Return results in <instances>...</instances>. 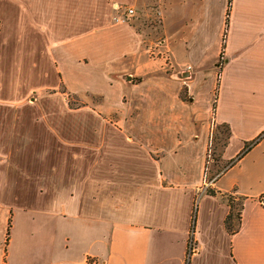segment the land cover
Segmentation results:
<instances>
[{"label": "crops", "instance_id": "crops-1", "mask_svg": "<svg viewBox=\"0 0 264 264\" xmlns=\"http://www.w3.org/2000/svg\"><path fill=\"white\" fill-rule=\"evenodd\" d=\"M59 86L83 105L58 110ZM88 258L264 264V0H0V264Z\"/></svg>", "mask_w": 264, "mask_h": 264}, {"label": "rangeland", "instance_id": "rangeland-1", "mask_svg": "<svg viewBox=\"0 0 264 264\" xmlns=\"http://www.w3.org/2000/svg\"><path fill=\"white\" fill-rule=\"evenodd\" d=\"M153 24H156V23L153 22ZM153 24L148 25V26H151L153 28V29L150 28L151 33H152V36L150 37L151 38L150 40H158L160 38V34H159V31H158V28H156V25H153ZM158 47H159V44L151 45V50L150 51L151 52L153 51L155 54H157V52H158L157 48ZM154 48H156L155 51H154ZM116 78H118V77H116ZM186 79H187V77H186ZM137 81H138V79H137ZM58 92H59V94H57V96H55V97H52V96L49 95V98L52 97L51 99L54 101L53 103H56L58 110L59 109L60 110L64 109V111L66 113H69L68 110H67V104L72 106V107L76 106L77 104L83 105V103L80 102V99L77 96H72V95H69L68 93H65L62 86L58 87ZM60 92H62V94ZM34 97H35V93L32 94V98H34ZM91 97H92L93 102H95V103H97L98 100L101 98L98 94H92ZM49 98H44V99H49ZM124 100H125V97H124ZM212 109H213V107H212ZM211 112H212V110H211ZM71 113H74V112H71ZM82 114H85L87 116H89V115L90 116L102 115L104 117H107L104 114H102L101 112H99L98 109L93 108V107L87 108L86 112H84V113L83 112H79V111L75 112V115H82ZM116 115H117L116 112H112L110 115H108V118L109 119L111 118V119H110L109 122H107V125H111V126H115L116 127L115 124H112V122H113L112 119H114L116 117ZM215 129L216 130H215L214 136L212 138V143L208 146V150L206 152V161L207 162L205 163V166H204L203 179H205V177H207L206 173H207V168L210 166L209 162L211 163L210 159H212L214 161L218 159L219 150H220V148L222 146L221 145L222 144V138L225 135L224 129L222 127L220 128V126H219V127H216ZM262 136H260L257 140L248 142V144H249L248 148L244 149L239 154V156L234 159V161L237 162V164H235L233 166V168H232L233 171H236L240 166H243V165L247 166V164L252 159H254V157H256V155H258V153L260 151H262V147H258V146L254 147L253 149H251L255 145V143ZM217 138H219V140H217ZM207 155H210V157L208 158ZM65 159H66V157H65ZM230 164H232V162ZM196 207H197V201L195 202V208ZM195 213H196V210H195Z\"/></svg>", "mask_w": 264, "mask_h": 264}, {"label": "trees", "instance_id": "trees-1", "mask_svg": "<svg viewBox=\"0 0 264 264\" xmlns=\"http://www.w3.org/2000/svg\"><path fill=\"white\" fill-rule=\"evenodd\" d=\"M227 19H228V17H226V23H227ZM219 62H221V61H219ZM219 62H218V65L220 64ZM221 127L222 126H220V128ZM222 128L224 129V127H222ZM225 139H226V134L222 138V144L221 145H223V143L225 142ZM217 140H219V138H217ZM248 146H249V144L247 143L245 145L244 149L248 148ZM209 192L213 194V191H209ZM223 199L229 208L228 213H227L225 220H224V224H225L226 229L229 232H234L237 230V228L239 227V224H240V215H241V206H242L243 197L227 194V195H223ZM194 222H195V209L193 210V213H192L191 232L194 229ZM6 236L8 237V232H7ZM191 238H192V235H191ZM86 264H97V263L94 262L93 259L88 258Z\"/></svg>", "mask_w": 264, "mask_h": 264}, {"label": "built area", "instance_id": "built-area-1", "mask_svg": "<svg viewBox=\"0 0 264 264\" xmlns=\"http://www.w3.org/2000/svg\"><path fill=\"white\" fill-rule=\"evenodd\" d=\"M134 13L132 8H127L126 11L124 12L123 15L115 16L113 18L114 22H125L128 20V17H130ZM208 158L210 155H207ZM207 162V161H206ZM191 235L193 236V231L190 233L189 241H188V256L192 254V251L194 250L195 246L192 243V238ZM187 264V261H186Z\"/></svg>", "mask_w": 264, "mask_h": 264}, {"label": "water", "instance_id": "water-1", "mask_svg": "<svg viewBox=\"0 0 264 264\" xmlns=\"http://www.w3.org/2000/svg\"><path fill=\"white\" fill-rule=\"evenodd\" d=\"M188 76H189V72H179V73H176L174 77H176L177 79H183ZM117 77L124 82L131 80V76L128 73H120L117 75Z\"/></svg>", "mask_w": 264, "mask_h": 264}]
</instances>
